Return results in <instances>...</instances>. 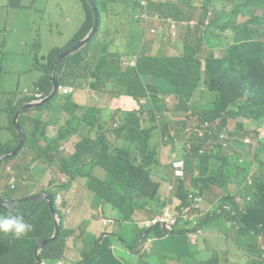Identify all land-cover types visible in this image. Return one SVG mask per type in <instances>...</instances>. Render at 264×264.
<instances>
[{
  "label": "trees",
  "instance_id": "16d2710c",
  "mask_svg": "<svg viewBox=\"0 0 264 264\" xmlns=\"http://www.w3.org/2000/svg\"><path fill=\"white\" fill-rule=\"evenodd\" d=\"M18 1L11 0V6H18ZM82 1L89 4L87 0ZM94 2L100 13L97 35L80 52L59 62L54 69V80L60 87L70 88L71 93L63 96V102L60 101L61 96H56L51 102L35 108L38 112L32 117L25 116L27 118L23 120L24 114L20 116L19 126L24 131L25 143L30 142L32 137L44 139L48 146H39L40 153L52 162L61 155L59 150L62 142L78 138L79 142L74 145L75 153L69 159L70 164L69 160H62V163L56 162L57 166L72 181L77 178L87 179V187L95 198L111 209L116 217L123 219L122 232L116 233L120 240L126 224L133 222L138 212L144 213L150 221L163 215L162 208L166 200L162 199L159 192L162 183L174 184V193L181 202L178 208L180 212L183 207L193 205L190 194L203 196L207 192L220 190L223 193V196L218 197L220 209H228L208 215L206 221L227 212L230 224L238 229L235 232L239 243L247 236L260 235L264 238V142L260 141L261 148L255 154L245 142L252 132L248 133L249 130L264 128V7L261 10L258 7L260 3L264 4V0H202L200 20L192 33L187 34L184 41L178 42L180 31H177L170 39L172 41L169 46L179 52L177 57L144 56V35L138 29L145 14L161 9L171 10L176 5L166 3L158 6L156 0H125L131 11L116 13L108 18L111 11L109 5L102 0ZM211 11L216 13L212 22ZM160 14L163 16V13ZM176 20L186 18L177 15ZM93 26L94 22L89 24L87 21L66 48L84 39ZM134 27L128 42L129 33ZM215 37L218 41L214 40ZM127 42L125 54L114 50L113 46ZM207 51L209 54L205 56ZM64 52L66 50L55 48L48 58L45 57L48 61L46 68L42 70L41 79L35 83V87H39L45 97L51 93L54 85L51 79L52 65ZM122 57L136 58L137 66H124ZM36 69L41 70L40 67ZM146 75L155 78L160 94L174 95L177 99V105L169 112L180 115L195 111L200 120L208 124L204 131L205 144L200 149V142L195 141L192 151L188 153L192 169L188 167L183 180L176 179L173 174L172 162L177 157L161 163L159 147L154 141L157 127L144 119L145 113H148L154 122L156 113L168 111L162 99L149 97L143 81ZM105 87H110L114 97H133L135 108L125 110L113 108L109 104L93 107L83 102L79 108L81 112L75 117L76 121L64 123L65 120L59 115H72L78 107L75 103L85 90L96 95L104 92ZM200 87V100L198 103L191 102ZM8 108L9 129L12 127L14 130L11 136L20 143L21 138L13 122L19 106L13 102ZM45 111L52 113L48 122H43L40 117ZM230 120L237 121L235 130L228 129ZM27 125L32 129L31 136L27 132ZM49 126H59L53 140L47 136ZM167 132L168 125L165 124L163 135H167ZM223 135H227L226 140L222 138ZM225 144L228 145L227 149ZM245 148L247 154H244ZM11 150H2L0 156ZM51 153L54 156H49ZM89 157L93 158V168L85 163ZM239 157L247 161V168L244 172H233V164ZM9 162L10 159L1 163L0 168ZM96 167L107 172L104 178L93 174ZM83 170H87V173ZM250 175L253 176V185L247 181ZM231 185H235L238 193L230 191ZM52 186L55 188L47 193L54 195V209L60 221L61 235L40 253L39 257L44 263L60 261L66 249V237L62 231L73 234L65 229L64 224L68 208L61 206L56 199L58 192L69 190L68 184L54 180ZM5 194L6 197L11 196L10 193ZM25 205L23 200L13 207L18 206L19 211L26 215L29 208ZM231 211L234 212L235 220ZM8 212L0 208V215ZM195 212L201 213L198 210ZM52 213L49 201H42L37 208L33 206V217L27 219L36 225L30 223L33 225L31 232L19 239L0 232V264H36L35 255L33 251L29 253L28 247H31L32 237L37 233L38 222H42L44 231L54 230L55 216ZM176 235L179 236L174 237ZM142 237L144 239L141 241ZM203 237L199 235L194 241L191 235L187 239L185 230L168 233L161 224H153L143 227L134 244L127 243L126 247L134 254V258L144 264L155 261L166 264L169 260L181 264H222L221 254L217 250L206 247L199 250L198 241ZM155 238H158L157 244L154 243ZM259 242L246 247L239 244L236 248L250 254L251 264H264V261L254 259V255L262 252ZM139 243L142 244L141 252L146 253L145 256L136 257L133 247ZM147 244L149 246L145 248ZM113 250V246H105L103 242L99 244L97 241L92 252L76 264H116L118 260ZM167 253L171 256L167 257Z\"/></svg>",
  "mask_w": 264,
  "mask_h": 264
},
{
  "label": "rangeland",
  "instance_id": "374dc122",
  "mask_svg": "<svg viewBox=\"0 0 264 264\" xmlns=\"http://www.w3.org/2000/svg\"><path fill=\"white\" fill-rule=\"evenodd\" d=\"M258 7L259 10H261L264 7V4L260 3ZM211 12L212 22L216 17V13L214 11ZM95 18V10L91 7V5L83 2L82 0H19L18 6L16 7L11 6V0H0V69L2 70L0 76V99L2 93L8 91L9 89L16 90L19 88L22 95H24L23 92L25 89H34L35 83L41 79V75L37 73L36 66L38 64L39 66L46 65L48 62L46 58H48L49 54L55 48L67 51V45L73 41V38L77 35L78 31L85 26L87 21H89V24L95 22ZM217 34L218 31L216 32V35ZM145 38L151 43L158 45H167L171 42V40L165 34H160L157 36H145ZM214 40L218 41L216 37ZM153 54L156 56L166 55L167 57L178 56L177 53L168 52L166 49H154ZM208 54L209 52L207 51L205 56ZM184 55H187V52H184ZM61 94L64 93L59 91L57 96H60ZM88 94L92 93L89 92ZM201 94L200 87L196 91L191 102L198 103L202 96ZM102 97L107 99L105 96ZM8 98L9 97L7 94H3V99L0 104V152L4 149H12L11 151H15L20 147L19 143L14 141V137L11 136L14 133L13 128L10 127L9 129L10 111L7 102ZM84 98L85 97H80V99L75 103L78 107L74 109L72 115H68L66 113L59 115L63 120H65L64 123L76 121L75 117H77L81 112L79 108L82 107ZM60 101L63 102V97H61ZM26 111L28 110H24L23 112ZM37 112L38 111L36 110L30 111L28 112V116L32 117ZM40 117L43 122H48L51 120L52 113L45 111L40 114ZM25 118L27 117L23 115V120H25ZM58 127L59 126H49L47 134L48 138L51 140L55 139L58 132ZM236 127L237 121L230 120L228 129L235 130ZM254 130H256V128ZM254 130H249L248 133ZM27 132L30 136L32 135V129L28 125ZM226 138L227 135H224V139ZM78 142L79 140L76 137L62 142L60 144L61 147L59 150L61 155L56 158V161L52 162H50L48 158H45L40 153V147L46 148L48 146V142H46L44 139L38 140L32 137L30 138V142L27 144L24 142V145L20 148L15 157L10 159V161L17 160V158L24 159L28 169L27 172H23L19 175L21 180H25V186L23 187V185L20 184L16 191L11 190L7 182L8 176H3V171H5L7 165L10 162L0 168V185L1 187L5 186L6 191L13 194L7 200L8 203L11 202L10 208H13V213L23 216L26 222L35 225L33 222H30L27 219L33 217V214H31L33 206H36L37 208L41 204V202L38 200V197L42 194H46L48 190L55 188L52 186L54 180L68 184L70 192H68V190L61 191L62 197L66 204L68 202V198L71 195H75V197L79 199L86 200V203L92 201V208L90 211L93 214L96 212L94 209L96 206L99 208L102 207L104 209H109L105 207L103 202L98 201V199L95 198L94 193L87 188V179L77 178L76 180L72 181L70 177L62 174V172H60L61 170H59L57 166V163H62V160L64 162L68 161L71 156L74 155V145ZM247 142L250 144V149H252L254 153H257L252 147L251 135L248 137ZM51 144L52 146L55 145V143ZM247 153L248 150L245 148L244 154ZM49 156H54V154L51 153ZM92 161L93 158L89 157L85 163L93 168L94 166H92ZM186 162L187 170L188 167L191 170L192 164L190 163V158L188 155L186 156ZM68 164H70V160L68 161ZM247 164V161H244L239 157L234 162L232 170L233 172H244L247 168ZM255 168L257 167L255 166ZM83 171L84 173H87V170ZM106 173L107 172L101 167H96L93 171L94 175H98L101 178H104ZM230 191L233 193H238V190L235 189V185L230 186ZM159 192L162 196V199H164L163 197H168V195H170V198L175 197L174 190L169 191V184H162L160 186ZM220 196H223V193L218 189L214 193L207 192L203 196L204 202L202 212L205 215L201 219L200 223L202 224L201 227L204 230L205 236L198 241V244H200V249L202 250L206 247L207 249H213V251L218 250V252H220L219 250H221L220 254L222 258V264H251L250 259L252 257L250 254L244 250L240 251L236 247L239 244H242V246L246 247L249 244H255L260 241L259 244L262 252H258L257 255H254V259L256 261H264V238H262L260 235L247 236L242 239V243H239L234 232L238 229L233 228V226L230 224L229 215L227 212L221 217L206 221L208 215L212 213L218 214L225 209V207L220 209V203L218 202V197ZM23 200L26 202L25 206L29 208V211H27L28 213L26 215L19 211L18 206L13 207L15 204H18ZM239 203L242 204V201ZM171 210H173V205H165L162 208V211L165 214ZM83 212L84 210H82V213ZM116 220L117 229L115 230V233L119 232L121 234L124 221L120 217H116ZM38 223L37 233L32 237L31 247H28L29 253L33 251L35 258L38 254L40 255V253H42L43 250L49 245V243H47L48 241L55 243L61 235L60 231L59 237L53 241L56 235V225L53 231L46 232L42 227V222L40 221ZM154 223L155 220L150 221V218L144 213L138 212L135 214L133 222H128L126 224L127 227H125V231L122 234V240L124 242L120 240L117 235L114 237L110 236L106 240L107 242H103L105 246H113V255L118 260V263L116 264H144V262L134 258V254L128 250L126 244L129 243L133 245L137 235L141 233L142 228L151 226ZM91 227H93V224ZM189 227L193 228L194 226L190 224ZM231 227L234 229V231L231 229ZM90 231L91 228L86 232H83L82 235L79 232L77 234V247H80V249L83 250L84 245H86V251L84 254L91 253L92 249L95 247L94 236L90 234ZM62 232L66 237V242L74 238L73 235H69L65 230ZM227 232L229 233L228 235H226ZM98 241L100 243V239H98ZM154 243H158V238H155ZM147 247L148 246H146V248ZM152 247L153 244L150 248ZM133 248L136 253V257L146 255V253L140 252L142 249V244L139 243ZM166 256L170 257L171 254L167 253ZM48 264H57V261L51 260L48 262ZM149 264H162V262L155 261L150 262ZM166 264L181 263L178 261L169 260Z\"/></svg>",
  "mask_w": 264,
  "mask_h": 264
},
{
  "label": "crops",
  "instance_id": "0c3cea01",
  "mask_svg": "<svg viewBox=\"0 0 264 264\" xmlns=\"http://www.w3.org/2000/svg\"><path fill=\"white\" fill-rule=\"evenodd\" d=\"M129 1H131V0H129ZM102 2L107 3L111 9V11L108 14V18H110L111 15H114L116 13H124V12L129 13V11H131L129 4L127 2H125V0H102ZM156 2L158 4V6L162 5V4H166V3H171L172 5H176V7L175 8L172 7L171 10L169 9L167 11H163L161 9V10H158L154 13H151V15L155 14V13H163V16H162L164 19L163 25H164V30L166 33L169 32L168 21L171 19L175 20L177 15L184 16L187 19V21H189L191 23V22L196 21L200 18L201 11H202L201 10L202 9L201 8L202 0H156ZM45 11H46V8H45ZM151 18H152V16H151ZM155 24L156 23L154 21H151V25H155ZM134 29H135V27L132 28V30L129 33L128 42H129L130 34L132 33V31ZM138 29L144 35L145 26H144L143 21L138 24ZM179 31H180L179 38L177 39L178 42L184 41L186 35L187 34L189 35L192 33V29L185 28L182 26L179 27ZM128 42L125 44H117V45L113 46V48H114V50H116V51L118 50V51H120V53L125 54ZM154 49H157V50L166 49L168 52L177 53L179 56V52L172 49L169 46V44H167V45L153 44L148 39L145 38L144 42L142 44V54L144 56H156L153 54ZM217 56H218V54H217ZM171 57H177V56H171ZM133 60L137 61L136 58H133ZM121 61L124 64L127 61V58L122 57ZM144 84L148 90V94L150 97L157 96V94H158L157 85H156L155 79L152 76H146L144 78ZM89 92H90V90H88V89L85 90L82 93L81 97H85L83 102H87L93 107H100L103 104H109L113 108H122L125 110H131V109L135 108V106H136L133 98H131V97H128V96H123L121 98L112 97L110 87H105L104 92L97 93L96 95L94 94V92H92V94H88ZM102 96H105L107 99H104V97H102ZM170 103H171V105L169 108L172 109L173 106L176 104L175 99L171 98ZM164 116H165L166 122H169L170 124H175V122L177 121L176 118H174L173 116H171L168 113H165ZM155 140H156V142H158V140H159L158 132H156ZM182 145H183L182 135L180 133H178L177 139L175 141L168 143V144H162V146L160 148L161 163L162 164L167 163L172 157L180 158L183 154L182 153ZM9 159H11V158H9ZM8 160H6V161H8ZM27 170L28 169L26 167L24 159H22V158L18 159L17 158V160L10 161V163L7 165L5 171H3V176H6V175L8 176L7 182H8V184L12 190L16 191L20 184H22L23 187L25 186V180H21L19 178V175L23 172H27ZM162 184H170V183H162ZM68 192H70V190H68ZM5 193H7V194L10 193L11 195H13L11 192L6 191L5 186L1 187V185H0V195L3 198L8 200L10 196L6 197ZM60 193H61V191H60ZM61 195H62V193H61ZM168 197H169V200H168ZM168 197H163L164 198L163 200H166V202H165L166 206L167 205H177L179 200L176 196L173 198H170V195H168ZM65 206L68 208V212H69L68 214H65V216H64L65 229L67 231L73 232L72 235L74 236V238L71 239L70 241L66 242L65 254H63V257L61 258L60 261L63 264H76L78 262L83 261L85 255H87V254H84L86 251V249H85L86 245H84L83 250L80 249V247H77L76 242L78 240L77 239L78 232L82 235L83 232H86L88 229L91 228L90 234H92L94 236V242L96 243L98 241V239H100L99 244H102V242L106 241L110 237L111 234L116 235L115 230L117 229V227H116L117 224L114 225V227H113V229L115 228L114 230L112 229V231L106 232L102 227L101 220L103 217L115 219L116 216L112 210L104 209L102 207L99 208L98 206H96L94 208L96 212L93 214L90 211V209L92 208V201H90L89 203H86V200L79 199V198L75 197V195H71L68 198V202H67V204L65 203ZM82 210H84L83 213H82ZM92 224H93V227H91ZM235 234H236V232H235ZM177 236H179V235H176L174 237H177ZM171 238H173V237H171ZM187 239H188V235H187ZM181 240H184V239L181 238ZM199 250L201 251L200 248H199ZM219 251L221 252V250H219ZM140 252H141V250H140ZM44 264H48V263H44ZM57 264H58V262H57Z\"/></svg>",
  "mask_w": 264,
  "mask_h": 264
},
{
  "label": "clouds",
  "instance_id": "9594fccd",
  "mask_svg": "<svg viewBox=\"0 0 264 264\" xmlns=\"http://www.w3.org/2000/svg\"><path fill=\"white\" fill-rule=\"evenodd\" d=\"M201 13H202V11H201ZM157 15L159 16V20L156 19V16ZM258 15H260V14L258 13ZM151 16H152V18H151ZM150 18L151 19H150V21L148 23V27H147V23L143 20L144 26H145L144 39H145V36H157V35H160V34H165V35H167L171 39V36H170V26H171V24L173 22H175L177 24V28H178V31H179V27L180 26L185 27V28H187V26H189L190 29H194V27L198 24V22L200 20V18H199L198 20L193 21V22H195V24H191L192 22L190 23L189 21H187V19L186 20H182V21H179V20H176V19L175 20L174 19H171V20L168 21V24H169V32L166 33L165 30H164V25H163L164 19H163L162 15L160 13H155V14H152V15L150 13ZM151 21H154L156 24L155 25H151ZM208 23H209V20H207V24ZM158 24L161 25L162 28H163V31L160 32V33H158V34H152L150 32V30L147 29V28L156 27ZM144 39H143V42H144ZM131 62H135V66H132L131 65ZM123 65L124 66L136 67L137 66V61L136 60H133V59H127V61ZM146 76H152V75H146ZM146 76L143 77V81H144V78ZM38 88L39 87H35L34 89H31V90L30 89H25V90H28V91L32 92V91H35ZM25 90H24L23 93H25ZM111 96L114 97L112 95V91H111ZM124 96H126V95H124ZM28 97H29L28 101H34V98L32 96H29L28 95ZM121 97H123V96L114 97V98H121ZM128 97H131V96H128ZM156 97L162 99L165 102V105H166L168 111L156 113L155 114V121L154 122H152L151 116L148 113H145L144 119H145V121L148 124L152 125L153 127H155V126L157 127V129L155 131L154 141H155L156 144H158L159 151H160V148H161L162 144H168V143H171V142L175 141L177 139L178 133H180L182 135V143H183V145H182V153L183 154H182V156L180 158H177L176 160H174L172 162V168H173V163L175 161H177V160H184L185 161V164H186L185 172H186V175H187L186 156L188 155L189 152L192 151L195 141H199L200 142V149L205 144L204 134L202 136H200L199 135V132L200 131H203L204 132L206 130V128L208 127V124H207L206 121L200 120V118L198 116V113L195 112V111H190V112H187L185 114H180V115H174L172 112H169V111H172L175 108V106L177 105V103H178V101H177V99L175 98L174 95H164V94H160L158 92V94H157ZM131 98H133V97H131ZM171 98H174L175 101H176V104L173 106L172 109L169 108L170 105H171V103H170ZM165 113H168V114H170L171 116H173L174 118L177 119V121L175 122V124H170L169 122H166V119H165V116H164ZM165 124L168 125L167 135H163V129H164V125ZM156 132H158V134H159V140H158V142H156V140H155ZM250 135H251V139H252V142H251L252 147H253L254 151L257 152L261 148L260 141H263L264 142V128L263 127L258 128L256 130L252 131ZM222 138L224 139V135L222 136ZM226 139H224V140H226ZM247 139L245 140V142L249 145V149H250V144L247 142ZM203 140H204V143H203ZM225 147L227 149L228 148V145L225 144ZM250 150H252V149H250ZM230 154H233V153H230ZM160 161H161V159H160ZM173 174H174V169H173ZM186 175H185V177H186ZM174 177H175V175H174ZM176 179L183 180L184 178L183 179L176 178ZM247 181H248L249 184L253 185V176L250 175L248 177ZM174 189H175L174 184L173 183H170L169 184V191H172ZM59 195L62 197L61 193L58 192L56 194L57 202H58V196ZM203 196H200V197H202V199H203ZM203 202H204V199H203ZM203 202H202L201 208L198 210L201 213H196L197 214V218H196L195 222L184 221L183 219L179 218L178 225L176 227H174V229L172 231H167L165 229H163V230L166 231V232H168V233H172L174 230H185L186 231V234L187 235H190L191 233L195 232L197 229H200L203 232V236H205L204 230L201 227L202 224L200 223L201 219L205 215L202 212L203 211V208H202L203 207ZM61 206L66 207L63 197H62V205ZM173 206H177V209L179 207H181L180 200L178 201L177 205H173ZM225 209H228V208L225 207ZM221 212H219V213H221ZM231 213H232L233 218H234V212L231 211ZM104 219H110V218L103 217L102 220H101V223H102V221ZM111 220L114 221V225L117 224L115 219H111ZM233 220H235V219H233ZM190 224H192L194 227L193 228H190L189 227ZM114 225H113V227H114ZM102 227H103V225H102ZM112 229H109V230L108 229H104V230L106 232H110V231H112ZM231 229H233V228L231 227ZM32 230H33V225L30 224V223H28V222H26L25 219L23 218V216H21L19 214H16V213H13V212L9 211L6 215H0V232L6 233V234H11L15 238L19 239V238L25 236L27 233L31 232ZM263 249H264V247H263ZM59 263L63 264L61 261H58V264Z\"/></svg>",
  "mask_w": 264,
  "mask_h": 264
},
{
  "label": "water",
  "instance_id": "95a60500",
  "mask_svg": "<svg viewBox=\"0 0 264 264\" xmlns=\"http://www.w3.org/2000/svg\"><path fill=\"white\" fill-rule=\"evenodd\" d=\"M87 1L91 5V7L95 10V13H96V18H95V22H94V26H93L92 30L89 32V34L84 39H82L81 41H79L78 43H76L75 45L70 47L66 52L59 55L56 59V62L53 63L52 68H51V79H52V81H54V85H53L51 93L48 96H46L42 101L41 100L40 101H28L17 111V113L14 116L13 122H14V125L17 127V131H18L20 138H21L20 143H19L20 147L18 149H16L15 151H10V152H7L6 154L0 156V164L5 162L9 158L14 157L17 154V152L20 150V148L24 145V142H25L24 131L19 126V119H20L22 112L24 110H32V109L41 107V106L47 104L48 102H51L52 100H54L56 98V96L58 95L60 86L58 85V82L56 80H54V69H55L56 65L59 62H61L65 59L77 54L78 52H80V50H82L88 43H90L95 38V36L97 35L99 28H100V18H99L100 13L98 11V8H97L94 0H87ZM1 73H2V70L0 69V76H1ZM38 200H39V202L49 201V203L51 205V208L53 210V215L55 216L56 235H55V238L53 240V241H55L59 237V234H60V221L56 217L57 213H56V210L54 209V195L50 194V193L42 194L38 197ZM10 204H11V202L8 203L7 199L3 198L0 195V207L2 209L10 211V209H11ZM233 219H235V218H233ZM148 233L149 232H147L145 235H147ZM144 237L141 238V241L144 239ZM51 242L52 241H48L47 243L50 244ZM36 264H44V262L40 259L39 254L36 257Z\"/></svg>",
  "mask_w": 264,
  "mask_h": 264
},
{
  "label": "built area",
  "instance_id": "2783aa9c",
  "mask_svg": "<svg viewBox=\"0 0 264 264\" xmlns=\"http://www.w3.org/2000/svg\"><path fill=\"white\" fill-rule=\"evenodd\" d=\"M143 20L147 23V27H148V23L150 21V14H145L143 16ZM156 19L159 20V16H156ZM191 24H195V22H192ZM150 30V32L152 34H158L160 32L163 31V28L161 25H157L156 27L153 28H147ZM178 31L177 28V24L175 22H173L170 26V36H175L176 32ZM132 66H135V62H131ZM59 91H62L64 94H69L71 93V89L68 87H60ZM26 96H32L34 98V101H42L45 98L44 92L41 89H36L35 91H28L25 90L24 93ZM204 134L203 131L199 132V135L202 136ZM173 169H174V175L176 178H185L186 172V164L184 160H177L173 163ZM190 199L193 200V205L192 206H187V207H183L182 211H178L177 206H173V210H171L170 212H168L167 214H165L163 212V215L158 218L155 219V223L154 224H161L162 228L167 230V231H172L174 229V227H176L179 223V218L183 219L184 221H191V222H195L196 218H197V214L196 212L194 213V211L199 210L202 206V202L203 199L200 196H195L193 194L190 195ZM58 203L60 205H62V197L59 195L58 196ZM102 225L104 229H112L113 225H114V221L111 219H104L102 221ZM153 225V224H152ZM193 238V240L195 241L197 239V237L199 235H203V232L200 229H197L195 232L190 234ZM146 246H149V244H147ZM145 246V248H146ZM148 248V247H147ZM61 264V263H59Z\"/></svg>",
  "mask_w": 264,
  "mask_h": 264
},
{
  "label": "flooded vegetation",
  "instance_id": "af4514ba",
  "mask_svg": "<svg viewBox=\"0 0 264 264\" xmlns=\"http://www.w3.org/2000/svg\"><path fill=\"white\" fill-rule=\"evenodd\" d=\"M36 67H40L41 68V70L37 69V73H39L41 75V77H42V74H43L42 70H44L46 68V65L39 66V64H38ZM3 94H7V96L9 97L8 100H7L8 105H11L14 102L16 105L19 106V108H21L25 103H27L28 99H29V97L26 96L24 93L23 94L25 96L20 93L19 88H17L16 90L9 89L8 91L2 93V96H1V99H0V104H1V101L3 99ZM60 96L63 97L64 94H61ZM31 111H35V110H31ZM28 112H30V111L22 112L21 115L24 114V116H28Z\"/></svg>",
  "mask_w": 264,
  "mask_h": 264
}]
</instances>
